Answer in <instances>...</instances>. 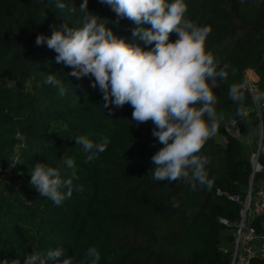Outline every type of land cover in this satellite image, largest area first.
Wrapping results in <instances>:
<instances>
[{
  "label": "trees",
  "instance_id": "trees-1",
  "mask_svg": "<svg viewBox=\"0 0 264 264\" xmlns=\"http://www.w3.org/2000/svg\"><path fill=\"white\" fill-rule=\"evenodd\" d=\"M56 2L0 0V176L10 171L8 181L0 182V261L20 254L24 264L23 254L35 246L44 254L63 247L76 264H87L84 253L95 246L99 264H229L239 209L216 191L245 195L251 165L244 137L252 125L236 116L239 105L228 90L251 70L264 91V0H185L186 18L212 28L206 50L221 67L227 63L237 70L217 80L213 90L224 120L200 152L210 159L211 189L199 184L192 189L183 179L155 181L151 157L161 145L152 136L151 121L136 125L128 104L104 108L102 93L90 86L92 77L70 76L69 67L55 62L53 50L36 45V36L50 37L52 26L65 21L69 27L82 26V0H61L63 10ZM88 11L118 37L143 46L131 35L134 24L127 19L112 23L116 14L101 0H88ZM48 74L64 81L63 96L44 83ZM244 94L249 110L251 101ZM231 124L242 139L226 133ZM81 135L97 144L107 138L106 151L88 162L89 153L75 144L74 137ZM68 157L78 179H73L72 197L57 206L30 184V170L36 162L56 167ZM61 175L71 178L72 170L64 168ZM251 225L261 233L264 214Z\"/></svg>",
  "mask_w": 264,
  "mask_h": 264
},
{
  "label": "clouds",
  "instance_id": "clouds-1",
  "mask_svg": "<svg viewBox=\"0 0 264 264\" xmlns=\"http://www.w3.org/2000/svg\"><path fill=\"white\" fill-rule=\"evenodd\" d=\"M116 14L118 24L127 19L134 24L131 35L140 43L127 42L118 37L97 15L88 11V0H82L79 10L83 13L80 27H69L65 21L52 26L51 36L38 34L37 46L46 44L56 53L55 62L71 69L69 75L76 79L92 77L90 86L99 89L104 108L109 105L132 107V120L136 125L151 121L152 136L161 147L151 157L152 177L155 181L174 182L183 179L192 189L197 184L211 189L214 178H209L206 166L210 159L200 155L206 142L215 137L224 120L223 113L215 108L217 97L214 89L217 80L228 79L229 70L236 69L220 62L205 43L212 32L210 25H197L186 18L188 5L185 0H101ZM56 8L63 10L65 3L57 0ZM175 39L170 40V35ZM151 46V47H148ZM45 84L56 87L61 96L67 89L64 81L48 74ZM248 81L229 85V98L239 106L236 116L247 119L249 110L244 105ZM264 100V91L255 90L253 103ZM235 121H233L234 123ZM264 127V114H261ZM90 162L97 153L106 151L109 143H93L87 136L74 137ZM64 168L72 170L71 178H62ZM76 165L70 157L56 167L36 162L30 170V184L40 196L59 206L73 194V179H78ZM64 189L65 191H62ZM81 191V186H76ZM178 207V203H173ZM30 254H23L24 264H76L75 257L66 249L57 247L46 254L35 246ZM87 264H99L101 254L95 247L84 253ZM0 264H21V255L0 261ZM83 264V262H81Z\"/></svg>",
  "mask_w": 264,
  "mask_h": 264
},
{
  "label": "built area",
  "instance_id": "built-area-1",
  "mask_svg": "<svg viewBox=\"0 0 264 264\" xmlns=\"http://www.w3.org/2000/svg\"><path fill=\"white\" fill-rule=\"evenodd\" d=\"M244 80L248 81L249 86L245 91L251 101L247 120L252 127L250 134L247 136L255 132V140L252 138L248 141L244 140L248 148V158L251 165L248 188L243 197L230 195L220 190L216 191L217 196H223L228 201L236 204L239 209L238 219L231 231L233 241L229 264H251L256 259L264 261V230L258 233L251 225L254 218L264 214V127L261 126L260 122L261 114H264V100L259 105L253 103L255 90L258 89L257 75L253 71L247 70L244 73ZM225 131L234 138L242 139L239 130L233 128L232 124L227 126ZM7 171L9 170L4 172ZM220 223L226 226L231 225L226 219H220Z\"/></svg>",
  "mask_w": 264,
  "mask_h": 264
},
{
  "label": "rangeland",
  "instance_id": "rangeland-1",
  "mask_svg": "<svg viewBox=\"0 0 264 264\" xmlns=\"http://www.w3.org/2000/svg\"><path fill=\"white\" fill-rule=\"evenodd\" d=\"M255 129H256V133H257V123H256V127H255ZM248 134H250V132H249ZM248 134H247V135H248ZM247 135L244 137V140H245V141H248L250 138H252L253 140H255V132L252 133L250 136H247ZM221 142H222V144H224L225 140L222 139ZM14 163H15V162H12V165H13ZM9 166H10V165H9ZM9 168H10V167H9ZM8 172H9V173H8ZM8 175H10V171H7V172H6L5 177L7 178ZM6 178H2V177L0 176V182H2L1 179H3V180H7V181H8V179H6ZM0 190H2V185H1V184H0ZM3 194H5V193H3Z\"/></svg>",
  "mask_w": 264,
  "mask_h": 264
}]
</instances>
